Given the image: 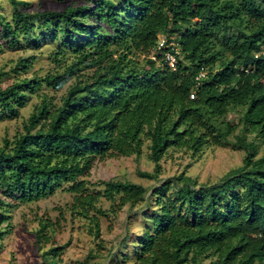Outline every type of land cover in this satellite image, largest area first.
Segmentation results:
<instances>
[{
    "label": "trees",
    "instance_id": "obj_1",
    "mask_svg": "<svg viewBox=\"0 0 264 264\" xmlns=\"http://www.w3.org/2000/svg\"><path fill=\"white\" fill-rule=\"evenodd\" d=\"M9 1L2 37L13 46L53 44L58 65L0 87V117L74 80L60 103L43 93L24 129L0 146V240L12 207L65 187L97 237L100 216L116 204L154 205L133 240L134 264H264V0H90L35 11ZM161 38L167 46L158 48ZM167 49L176 68L163 58ZM33 59L20 56L11 71L28 72ZM146 140L155 170L138 174L148 178L169 148L196 154L232 142L246 154L216 181L182 171L150 192L119 178L94 190L83 178L97 158L140 155ZM102 197L113 200L110 209L98 205ZM49 225L41 222L39 241ZM60 248L47 250L49 264H58Z\"/></svg>",
    "mask_w": 264,
    "mask_h": 264
},
{
    "label": "rangeland",
    "instance_id": "obj_2",
    "mask_svg": "<svg viewBox=\"0 0 264 264\" xmlns=\"http://www.w3.org/2000/svg\"><path fill=\"white\" fill-rule=\"evenodd\" d=\"M26 10L64 9L68 5L89 3L90 0H27ZM13 8L9 0H0V14L4 19L12 20ZM19 38L23 40L22 35ZM53 44L44 43L40 47L29 43L11 45L1 35L0 27V72L9 73L2 76L0 87H6L18 77L44 75L56 68ZM20 56H30L33 65L26 73L17 74L11 71ZM70 56L67 57V59ZM146 55L139 54L144 61ZM158 56L155 58L157 59ZM71 60V59H69ZM71 79L64 87L54 90L42 88L32 94L28 103L20 109L16 117H0V146L6 137L12 141L19 131L24 129L30 114L36 104L40 103L43 93L51 97L53 104L60 103L61 97L67 91ZM235 121L238 116L230 113ZM238 130L235 131V133ZM232 139H234L233 135ZM149 141L146 140L140 155H112L97 158L90 172L83 176L92 189L101 188L102 180L119 178L135 181L149 188V192L164 179L182 171L197 177L201 181H216L232 167L243 163L245 150L232 142L212 145L204 148L201 153L193 154L187 149L169 148L160 160V171L155 178L142 177L138 170L153 172L156 163L150 157ZM264 151V145L260 153ZM74 195L65 187L58 188L53 194L37 200L21 202L10 210L11 223L6 227L1 238L0 264H49L53 258L46 253L51 246H61L58 251V264H78L88 259V264H134L136 261L133 241L142 233L147 217L154 212V205L146 201L131 206L129 203L112 211L113 200L102 197L98 205L110 209L108 215L100 216L101 233L97 237L90 227L89 219L75 213L72 209ZM119 202V198L115 203ZM49 222L41 240H38V230L41 222ZM209 259H207L208 261Z\"/></svg>",
    "mask_w": 264,
    "mask_h": 264
},
{
    "label": "built area",
    "instance_id": "obj_3",
    "mask_svg": "<svg viewBox=\"0 0 264 264\" xmlns=\"http://www.w3.org/2000/svg\"><path fill=\"white\" fill-rule=\"evenodd\" d=\"M165 41H166L165 38H161V40H160V44H159V47H158V48H160V47H162V46H167L166 43H165ZM177 51H178V50H176V52H177ZM155 53H156V51H154L153 54H152V57H153V58H156V57H157V55H155ZM163 58L165 59L166 63L169 64L170 67H172V68H176L178 59H177V55H176L175 52H173V51L167 49V50H165L164 53H163ZM204 74H205V73L202 72V73L198 76V78L201 77V76H203ZM192 96H193V94H192Z\"/></svg>",
    "mask_w": 264,
    "mask_h": 264
}]
</instances>
